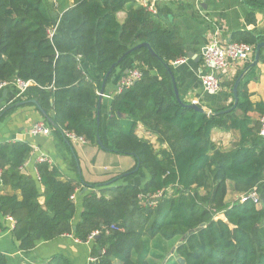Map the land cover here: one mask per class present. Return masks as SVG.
<instances>
[{
    "label": "trees",
    "instance_id": "1",
    "mask_svg": "<svg viewBox=\"0 0 264 264\" xmlns=\"http://www.w3.org/2000/svg\"><path fill=\"white\" fill-rule=\"evenodd\" d=\"M66 2L0 0V84L17 79L33 83L23 100L0 113V122L18 108L32 106L58 136L75 133L107 152L133 156L136 166L109 185L88 186L94 191L85 197L74 223L72 197L81 182L63 181L47 162L38 164V179L27 177L22 169L32 147L0 143V185L22 196L0 195V217L14 219L19 250L30 253L65 236L86 243L97 232L92 239L97 264H180V258L186 264H264V138L260 121L250 117L257 110L263 115L264 105L254 107L243 79L237 108L224 112L233 107L234 85L249 65L238 68L232 79L223 77L222 87L232 93L230 105L211 115L199 112L173 91L172 62L187 58L173 22L133 0H73L71 7ZM243 2L264 13V0ZM124 11L127 18L121 23L118 15ZM57 25L65 31L51 37L49 31ZM263 40L244 33L234 42L256 49ZM259 60L264 63L262 50ZM128 62L129 71L140 70L142 78L115 97L106 123L100 111L98 123L101 84L85 67L102 79L112 70L110 80ZM138 124L166 148L156 150L139 138ZM214 130L237 131L240 140L233 150L222 151L212 140ZM128 178L142 180L129 183ZM229 183L238 196L256 189L259 204L229 203ZM0 264H8L2 253ZM48 264L72 262L56 255Z\"/></svg>",
    "mask_w": 264,
    "mask_h": 264
},
{
    "label": "crops",
    "instance_id": "2",
    "mask_svg": "<svg viewBox=\"0 0 264 264\" xmlns=\"http://www.w3.org/2000/svg\"><path fill=\"white\" fill-rule=\"evenodd\" d=\"M66 4L71 7L73 0H67ZM135 4L141 7L140 4L136 2ZM183 4V6H172L169 0L158 2V15L169 22H173L180 29L187 53L184 64H172L175 68L174 79L179 97L182 102L188 104H192L195 100L199 101L201 107L211 112L227 107L233 101L232 93L228 87H222L221 92L214 96L206 95L203 90L201 76L205 70L204 50L209 36L215 29V25H217L222 29V37L228 42H234L239 35L244 33L264 37V13L251 10L244 4L243 0H206V8L203 5V13L196 10L193 2ZM118 17L119 21L124 23L127 18V11L121 12ZM206 17L210 21H207ZM56 31L64 32L65 28L57 25ZM261 43H264V40ZM261 50L264 51V47L260 49V53ZM254 58L255 53L247 63L232 66L228 73L229 77H227L232 79L238 68L240 69L247 64L250 67L254 62ZM130 65L131 62H128L118 67L113 72L110 80H108V77L102 79L92 67L88 65L85 67L90 74L89 76L96 81L97 85L101 84L98 91L99 100L101 101L99 112L102 111L105 123L110 117L113 100L121 93L120 87L124 82L123 75L129 74ZM157 76L158 79H161L158 74ZM244 79L254 107L264 105V63L259 60L257 65L247 72ZM16 91V87L11 84L0 92V113L6 107L22 100L17 97L18 92ZM173 91L175 93L174 87ZM261 116L258 110L250 113L253 122H258ZM39 122H44V119L35 107L18 108L0 122V143L26 142L32 147L31 156L22 169V174L27 177L38 179L37 166L39 159L40 157H47L50 160L51 167H55L60 171L63 181L81 182L73 199L76 205L74 219V223H76L83 212L85 197L94 191L88 186L109 185L115 179L126 176L136 166L135 158L107 152L97 145H76L66 137L58 136L53 130H51L49 136L33 135L31 130ZM136 133L139 138L150 141L156 150L166 148V146H160L157 137L150 134L142 124H138ZM212 140L219 149L229 152L236 147L240 140V134L237 131L222 132L214 130ZM141 180L139 178L126 179L129 183L140 182ZM228 186V196L232 194L236 197L237 195L232 191V185L229 183ZM40 189L41 194H43V188ZM95 191L100 197L101 192L99 190ZM3 194L16 195L20 199L22 197L20 191L3 188L0 185V195ZM44 201L45 197L41 196L40 202L43 204ZM0 224V253L7 256L8 264H48L56 255H63L71 260L72 264H93L92 260L96 258L93 256L96 244L92 239L82 243L72 236H65L43 243L32 252L23 253L19 250V243L13 234L14 223L7 217L1 216Z\"/></svg>",
    "mask_w": 264,
    "mask_h": 264
},
{
    "label": "built area",
    "instance_id": "3",
    "mask_svg": "<svg viewBox=\"0 0 264 264\" xmlns=\"http://www.w3.org/2000/svg\"><path fill=\"white\" fill-rule=\"evenodd\" d=\"M134 2L141 5L148 12L158 15V2L160 0H133ZM174 3H185L193 2L196 7V10L199 13H203V5L206 0H169ZM207 21H210L208 17L205 18ZM56 32V27L49 31L50 36L52 37ZM255 53V48L246 43L238 42H228L222 37V29L215 25V29L211 32L209 36L208 43L205 47L204 53V68L203 74L201 76V82L203 86L204 93L208 96H214L221 92L222 90V81L223 77H229V71L232 66H239L250 61ZM186 62V58L178 59L172 62L173 65H180ZM237 70V69H236ZM142 78V73L138 69H133L129 72L128 77L121 84L120 92L125 88L131 87L136 81ZM13 84L17 89V97L24 99L28 88L33 85L32 82H26L21 79H17L12 83H1L0 92ZM192 104L200 106L199 101H193ZM261 129L260 136L264 138V114L260 118ZM31 133L36 136H49L51 134V128L44 122H39L31 130ZM65 137L76 145L87 144L86 140L83 137L77 136L75 133L65 132ZM50 163V160L47 157H40L39 163ZM74 199V196L72 197ZM241 202L252 201L255 204H259V196L257 190L254 189L247 195H241L239 197ZM11 222L15 221L11 217H7ZM115 229V227H112ZM98 233L95 232L91 235L90 240L93 239ZM98 258L92 260L93 264L98 263Z\"/></svg>",
    "mask_w": 264,
    "mask_h": 264
},
{
    "label": "water",
    "instance_id": "4",
    "mask_svg": "<svg viewBox=\"0 0 264 264\" xmlns=\"http://www.w3.org/2000/svg\"><path fill=\"white\" fill-rule=\"evenodd\" d=\"M204 8H206V2L204 3ZM141 46H147V47H149L151 53H152L153 55H155L154 52H153V50L150 48L149 45H147V44H143V45H141ZM262 47H264V43H261V44H259V45L256 47L254 62L250 65V67H248V68L242 73V75H241V76L239 77V79L236 81V83H235V85H234V88H233L234 105H233V107H232L231 109L226 110V111H224V112H230V111H232V110H234V109L237 108V104H238V101H239V99H238V87H239L241 81L245 78L247 72H248L252 67H254L255 65H257V63H258V61H259V57H260V49H261ZM204 53H205V50H204ZM190 56H191V55H190ZM111 72H112V70L108 73L107 77L109 76V74H110ZM173 81H174V88H175V94H176V97H177V99H178L179 101H181V99H180V97H179V92H178L177 87H176V85H175V79H174V78H173ZM100 102H101V101L99 100V104H98V114H97V115H98V123H99V116H100V112H99ZM181 102H182V101H181ZM190 107H191L192 109L197 110V111L202 112V113H206V114H209V115L213 114L211 111H208V110H206L205 108H203V107H201V106H198V105L191 104ZM46 117H47V116H46ZM99 144L102 146V142H101V141H99ZM136 171H138V168L136 169ZM0 182H1V180H0ZM178 262H179L180 264H186L185 260L182 259V258H180V259L178 260Z\"/></svg>",
    "mask_w": 264,
    "mask_h": 264
},
{
    "label": "rangeland",
    "instance_id": "5",
    "mask_svg": "<svg viewBox=\"0 0 264 264\" xmlns=\"http://www.w3.org/2000/svg\"><path fill=\"white\" fill-rule=\"evenodd\" d=\"M22 100H23V99H22ZM239 196H240V195H239ZM239 196L237 195V196L235 197L234 195L230 194V195L227 197V201H228L229 203L234 202V201H236V200L239 199Z\"/></svg>",
    "mask_w": 264,
    "mask_h": 264
}]
</instances>
